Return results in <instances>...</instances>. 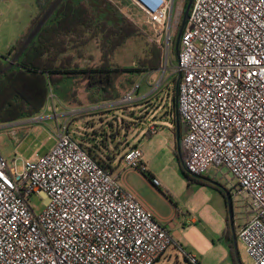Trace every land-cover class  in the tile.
<instances>
[{"label":"built area","instance_id":"built-area-1","mask_svg":"<svg viewBox=\"0 0 264 264\" xmlns=\"http://www.w3.org/2000/svg\"><path fill=\"white\" fill-rule=\"evenodd\" d=\"M129 1L152 28L166 68L182 5ZM175 69L174 112L186 126L178 143L182 164L194 176L226 172L229 197L246 213L236 239L251 264H264V0H192ZM139 88L91 110L129 105ZM15 164L0 156V264H155L169 248L198 264L123 182L127 172H146L139 147L122 156L114 174L65 121L56 123L54 145L41 158L22 161L19 171ZM150 183L160 187L153 177ZM31 196L44 200L39 213Z\"/></svg>","mask_w":264,"mask_h":264},{"label":"rangeland","instance_id":"rangeland-1","mask_svg":"<svg viewBox=\"0 0 264 264\" xmlns=\"http://www.w3.org/2000/svg\"><path fill=\"white\" fill-rule=\"evenodd\" d=\"M45 0H0V58L7 52V43L16 36L18 30L26 25L29 17H36ZM88 4L100 6L109 2L119 16L131 19L139 31L138 37L120 46L112 57V64L120 68H143L141 64L144 52L154 45L153 30L147 23L143 13L131 4L129 0H82ZM173 0L174 9L178 3L182 5L179 16L181 22L184 2ZM138 3H140L138 1ZM100 18L103 16L100 14ZM178 28L171 37L165 68L164 55L161 54L159 69L144 70L135 75L132 84L121 76L117 81L120 95L133 84L139 83L140 88L135 95L138 98L129 105L108 106L96 111H84L71 114L70 111L88 107L89 98L85 94L84 83L72 80L73 85L67 88L51 91L54 97H47L45 107L35 120H18L0 124V156L11 167L16 160V169L20 170L22 161H36L53 145L56 123L67 121L68 130L90 155L108 166L120 165L122 156L134 145L143 153L146 174L140 171L127 172L123 182L142 199L154 213L174 219L175 228L183 233L185 238L193 241L197 237H205L210 245L204 256L208 264H251L247 258L243 244L236 239L233 250L234 263L231 256L229 241L223 238L225 230L231 236L229 219L231 218L234 233L242 223L245 209L230 198V211L226 204L225 193L229 192L226 172L214 170L200 176L199 182H189L181 174L174 152H179L176 143V123L173 108V80L177 57L174 52ZM80 68L96 67L100 55L96 41H91L83 48V57L74 59ZM165 70V71H164ZM164 72V74H163ZM162 78V81L160 82ZM48 107V109H47ZM60 114L61 117L58 115ZM57 115L58 118H55ZM49 116V117H48ZM183 124L179 121V127ZM180 129V134L182 135ZM96 139L97 147L91 143ZM180 139V138H179ZM117 174L118 170H110ZM155 178L160 187H154L150 178ZM44 200L31 196L28 204L35 213L42 209ZM231 242V240H230ZM236 253V256H235ZM177 264H188L177 252ZM175 260V258H174ZM157 264V263H155ZM171 264H175L172 262Z\"/></svg>","mask_w":264,"mask_h":264},{"label":"trees","instance_id":"trees-1","mask_svg":"<svg viewBox=\"0 0 264 264\" xmlns=\"http://www.w3.org/2000/svg\"><path fill=\"white\" fill-rule=\"evenodd\" d=\"M53 1L44 2L36 17L29 22L26 32L4 56H1L6 61L0 59V71L7 66V61L13 57ZM186 4L187 0L184 6ZM100 14L103 18H100ZM138 35L137 27L123 16H119L109 2L97 6L82 0L62 1L24 50L17 64L0 76V124L33 118L40 114L45 107L49 91L56 88L58 91L61 88L66 89L68 83L73 85L72 80L84 83L91 104L118 100L124 94L120 95L117 88V81L121 76H124L130 85L133 77L144 70V67L158 70L161 65V52L155 45L145 50L144 58L139 64L143 68L125 69L112 64L115 51ZM91 41L97 43L99 65L80 68L74 59L83 57V48ZM176 80L177 78L173 80V84ZM174 122L176 123V120ZM181 136L180 134L179 138ZM84 149L90 155L88 150ZM174 155L185 179L189 182H199L200 176L189 174L178 153L174 152ZM97 162L109 169L107 165ZM227 233L225 230L223 238L229 241L234 263V248Z\"/></svg>","mask_w":264,"mask_h":264},{"label":"crops","instance_id":"crops-1","mask_svg":"<svg viewBox=\"0 0 264 264\" xmlns=\"http://www.w3.org/2000/svg\"><path fill=\"white\" fill-rule=\"evenodd\" d=\"M46 1V0H45ZM44 1V2H45ZM44 2H42L40 4V8H42V6L44 5ZM32 17H29L28 20L26 21V25H24L22 27V29L18 30L17 34L15 37H13L12 39H10V41H8L7 43V51L9 50V48L15 43L17 42L20 37L26 32V29L28 27L29 22L32 20ZM7 53V52H6ZM2 59V58H0ZM3 61H6L5 59H2ZM85 94H87L85 92ZM88 96V95H87ZM113 101H109V102H97L95 104H88V107L86 108H90V110L88 111L89 113L94 111L91 110V108L95 107V106H100V105H104L107 103H111ZM81 108V107H78ZM104 109V108H103ZM96 111V110H95ZM49 117V116H48ZM90 141L91 143L99 150L100 154H105L104 151H101V149L99 147H97V140L93 139L90 137ZM132 147H138L136 145L132 146ZM108 168L109 170H120V165L116 166V167H111L110 164H108ZM118 173V172H117ZM138 200L146 207L148 208L156 217V219H158L171 233L172 237L175 239V241L189 254L193 255L197 261L198 264H208L206 261V258L204 256L206 250L208 249V246L206 245H210L209 244V240L206 239L205 237H197V239L195 241H193V239L191 238H185L183 233H181L179 230H177L175 228V224H168V219L170 218L168 217H163L157 213H154L151 208L149 207V205H147L142 199H140L137 196ZM176 251L173 248H169L157 261V264H171L172 262H175V264L178 263V259L176 256ZM175 258V260H174Z\"/></svg>","mask_w":264,"mask_h":264},{"label":"water","instance_id":"water-1","mask_svg":"<svg viewBox=\"0 0 264 264\" xmlns=\"http://www.w3.org/2000/svg\"><path fill=\"white\" fill-rule=\"evenodd\" d=\"M64 0H54L51 5L48 7V9L44 12V14L41 16V18L38 20L34 28L30 31V33L27 35L25 40L22 42L21 46L19 49L16 51V53L13 55V57L7 61V66L0 71V76L5 74L7 71H9L14 65L17 64L20 56L24 52V50L28 47V45L31 43V41L36 37L37 33L40 31V29L43 27V25L48 21V19L54 14L55 10L58 8V6L61 4V2ZM192 0H187V4L185 6V9L183 11V16L181 19V22L178 27V32L176 36V41H175V47H174V52L176 54V57L178 55V46H179V39L182 34L185 22L188 17V11L190 9ZM179 81V76H177V80L174 85V90H173V103H174V108L176 106V97H177V85ZM175 120H176V143L179 141L180 137V129L182 132L186 130V126L182 125L181 128L179 127V120L177 114H175ZM225 198H226V204L228 207V211H230V197L228 193H225ZM229 225H230V230H231V241H232V246L235 250L236 247V236L232 227V221L231 218L229 219ZM236 254V253H235Z\"/></svg>","mask_w":264,"mask_h":264}]
</instances>
